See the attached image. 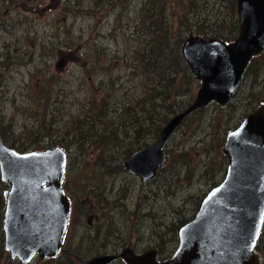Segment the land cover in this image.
<instances>
[{
	"label": "rangeland",
	"instance_id": "1",
	"mask_svg": "<svg viewBox=\"0 0 264 264\" xmlns=\"http://www.w3.org/2000/svg\"><path fill=\"white\" fill-rule=\"evenodd\" d=\"M77 1L73 0L72 12L66 13L68 0H28L24 9L19 8L25 15L22 13L16 23L13 19L8 28L0 25L2 139L28 147L39 144L66 148L69 158L64 189L71 200L69 225L58 255L36 256L32 262L24 263L11 256L2 240L0 264H86L93 256L120 252L126 246L136 251L156 247L161 258L168 257L178 245L181 225L195 215L206 193L225 175L228 156L223 146L227 132L264 103L263 51L250 63L231 100L226 104L213 101L180 124L165 144L169 152L166 169H161L157 181L155 177L142 181L128 170L125 158L138 146L157 139L149 134L145 136L146 143L138 140L130 125L132 113L135 118L143 115L140 100L148 92L146 78H155L142 72L135 77L130 65L133 57L127 56L139 46L127 39L130 27L118 28L117 36L112 34L115 19L110 6L100 2L95 10L91 6L90 12L79 11L81 5L89 7L95 0ZM177 1L176 8L183 13L187 8ZM230 1L195 0L192 8L188 5L189 17L201 25L199 31L216 28L228 33ZM135 2L141 0L132 1ZM131 10L135 16L133 6ZM2 12L4 19L16 13L8 7ZM127 19V14H122L119 24H125ZM195 24L189 23L194 27L187 36L197 33ZM57 26L61 29L56 30ZM58 38L70 43L62 52L56 51ZM88 55L94 60H86ZM10 58L16 62L6 60ZM61 58L65 59L62 65ZM201 83L195 78L192 98L179 96L184 98L180 102L183 109L194 100ZM106 97L109 106L103 122L93 130L105 134L108 126L115 135L117 130L118 138L101 145L100 137L89 135V130L91 139L82 145L77 139L84 131L76 126L90 121V101L101 104ZM7 187L9 183L2 180L0 171V195ZM3 197L0 204L5 205ZM3 218L0 205L2 229ZM260 240L257 249L260 264H264V234ZM112 264L127 262L119 258Z\"/></svg>",
	"mask_w": 264,
	"mask_h": 264
},
{
	"label": "water",
	"instance_id": "2",
	"mask_svg": "<svg viewBox=\"0 0 264 264\" xmlns=\"http://www.w3.org/2000/svg\"><path fill=\"white\" fill-rule=\"evenodd\" d=\"M237 8L239 33L234 40L186 37L183 56L202 83L194 100L172 116L153 143L126 157L128 170L143 181L152 179L166 162L164 145L184 118L212 101L227 103L252 57L264 50V0H237ZM223 148L227 174L180 227L176 250L159 259L156 248L137 252L128 246L120 252L128 264H260L255 249L264 224V104L227 133ZM67 160L60 145L20 151L0 135L1 178L10 184L4 189L5 248L13 258L30 262L62 248L71 210L62 186ZM117 257L104 253L86 264H108Z\"/></svg>",
	"mask_w": 264,
	"mask_h": 264
},
{
	"label": "trees",
	"instance_id": "3",
	"mask_svg": "<svg viewBox=\"0 0 264 264\" xmlns=\"http://www.w3.org/2000/svg\"><path fill=\"white\" fill-rule=\"evenodd\" d=\"M26 1L28 0L1 1L0 6L2 9L0 10V25H2L4 28H8L7 25L10 24L13 19L14 23H16L21 18L22 13H24L25 15V12L20 9H24V4ZM32 1L40 3L41 0ZM68 1L69 4L67 7L69 10H65L66 13L72 12L70 10H72L75 6L73 0L72 2L71 0ZM132 1L133 0H95V2L93 4H90L89 7L81 5L79 7V11L90 12L92 9L91 6L93 7V10H95V8H97L96 6H98L99 3L102 2L103 5L111 7L109 11H112L111 16L114 15L115 24L112 27V34L117 36L116 33L118 28H131L127 39L131 41L132 45L139 46L136 47L133 52L131 51V53H129V55L127 56L128 58L133 57V62L130 64L133 67V73H135V77L141 75L140 72H142L143 74L145 73L146 76L149 75V77L153 76L155 78V80L150 81H147V78L146 81L143 79L141 80L143 82L145 81L148 87V92H145V97H142V99L140 100L142 102L143 115L140 118L139 115L137 118H135L136 114L132 113L133 119L130 124L134 129V133L138 136L137 139L142 140L144 143H146V135L149 136L150 134L151 136L158 138L165 123L169 122L174 114L185 109H183L182 105H180V102L184 100V98H179L180 95L189 96L191 98L193 97L192 86L195 80V76L192 73L188 62L183 56L182 45L188 31L192 30V28L194 27L193 25L195 24L193 18L190 19L191 17H189V11L187 10L189 8L188 5H190L191 8L193 7L192 5H194L195 0H189V3H184L185 0L180 1L181 6H183L185 9L187 8L183 13L176 8L178 5L177 0H141V2H135L134 4L132 3ZM77 2L81 3L82 1L78 0ZM132 6L133 10L136 12L135 16H132ZM6 7H8L9 9L14 8V11H16L15 17H7L6 19L3 18L1 13H3L2 10H4ZM229 8L231 11V22L229 24L230 31L228 33L218 31L216 30V28L199 31L201 26L198 25L199 23L195 24L198 27L197 33L204 36L216 35L227 40L235 38L239 29L236 0L230 1ZM124 13L127 14L128 19L126 20L125 24H119L121 23L120 17ZM131 16L133 18H131ZM189 23L193 25L189 26ZM60 29V26L56 27V30ZM67 41L68 40H62V38H58L55 46L56 51H64V47H67L70 44ZM60 42H63V44ZM142 44L144 46H142ZM42 46H44L43 43ZM255 57L256 56L251 59L250 63L254 60ZM11 58L6 60H9V62L11 63L16 62L12 61ZM86 60L92 61L94 59L88 55L86 57ZM11 63L9 64V66L11 65ZM172 96L174 98H172ZM42 98L43 97H40L39 99ZM107 101V97L105 101L101 102V104L95 103L94 100L90 101L91 104L87 111L88 118L91 122L89 121L84 126L83 124L79 123L76 126V129L84 131V134L79 135L80 137L77 139L82 143V145H84L87 140L91 139L88 134L92 136H99L101 145L108 144L112 140L118 138L117 130L115 129V135L112 131H108V126H105V134L99 133L97 132V130H93L97 123L103 122V117L106 114L104 112L107 110V106H109L107 104ZM205 107L206 105L198 109ZM196 110H194V112ZM189 115H187L186 118ZM186 118H184V120ZM184 120L182 122H185ZM127 126L129 125L126 124V127ZM89 130L90 133L87 134ZM69 131L74 130L69 128ZM7 144L16 147L19 150L47 148L46 146L39 144H37V146H35V144L34 146L28 147L27 145L17 144L16 141ZM101 160L104 162V166H109V163L104 161L102 155ZM162 169L165 170L166 166ZM154 180L157 181L156 178ZM3 196L4 195L2 194L0 195L1 201H4ZM0 205L4 210L5 205L2 203ZM0 229V246L2 247V240H4L5 243V239L3 229L1 227ZM263 234L264 228L261 238L263 237Z\"/></svg>",
	"mask_w": 264,
	"mask_h": 264
},
{
	"label": "flooded vegetation",
	"instance_id": "4",
	"mask_svg": "<svg viewBox=\"0 0 264 264\" xmlns=\"http://www.w3.org/2000/svg\"><path fill=\"white\" fill-rule=\"evenodd\" d=\"M169 158V157H168ZM127 247V246H126ZM125 248V247H124ZM123 248V249H124ZM156 248V247H155ZM158 249V248H157ZM106 253H116V254H118V257L116 258V259H114L113 261H115V260H118L119 258H122L121 256H120V252H106ZM92 258V257H91ZM112 261V262H113ZM108 264H112L111 262L110 263H108Z\"/></svg>",
	"mask_w": 264,
	"mask_h": 264
}]
</instances>
